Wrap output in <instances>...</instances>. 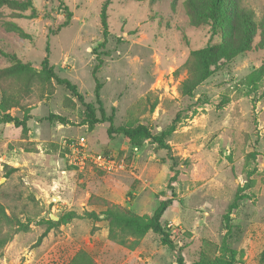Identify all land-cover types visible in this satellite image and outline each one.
Listing matches in <instances>:
<instances>
[{"label":"rangeland","instance_id":"374dc122","mask_svg":"<svg viewBox=\"0 0 264 264\" xmlns=\"http://www.w3.org/2000/svg\"><path fill=\"white\" fill-rule=\"evenodd\" d=\"M46 56L76 92L21 71ZM138 124L171 130L170 149L117 131ZM80 139L122 167L73 166ZM169 197L173 246L110 234L108 208L151 216ZM0 204V264H68L81 249L95 264H211L227 247L264 264V0H226L216 15L211 0H0Z\"/></svg>","mask_w":264,"mask_h":264},{"label":"trees","instance_id":"16d2710c","mask_svg":"<svg viewBox=\"0 0 264 264\" xmlns=\"http://www.w3.org/2000/svg\"><path fill=\"white\" fill-rule=\"evenodd\" d=\"M212 3V11L216 15L218 11L222 10L226 6V0H211ZM69 18L72 16V12L68 13ZM102 17V26L104 30V34L107 35L108 31V14L106 5L101 13ZM68 24L66 21L61 27ZM21 71L28 76V78H37L43 83H49L53 85V79L56 80L58 84H64L68 88L73 91H77V85L72 83L68 78L60 77L53 65L50 64L48 56L42 62V68L40 70H35L30 67L28 64L20 63ZM99 88H97V98L99 99ZM88 121L90 126L93 127L97 123L101 122V120L96 116V109L92 104L88 105ZM50 119L57 118L65 122V118L60 115L51 114ZM103 119H105V115H103ZM5 122L14 123L16 126H21L24 130H27V120H20L17 117L12 116L10 113H5L3 118ZM112 122V120H110ZM112 127V126H111ZM118 132L127 136L132 142L138 143L140 140H150L154 143H157L162 148L170 149V145L166 141V136L171 132V130L163 132L161 134H153L151 129L144 125L138 124L136 126H121L117 129ZM176 180V175L172 176L169 188L174 193V185L173 182ZM239 198H236L229 206V211H233L239 205ZM175 202L173 197H169L163 199L155 210L153 215H139L129 210L122 209L118 206H112L103 212L104 218L109 221L110 234L112 237L117 238L120 234H129L134 237H143L150 231L157 233L161 236V241L163 244L173 246L174 242L170 237L169 229L166 227L164 223V215L166 214L169 206ZM79 216L76 212H69L63 216H60L58 221H54L52 219L48 220V230L57 226L59 224L67 223L72 218ZM84 217L92 218L94 220H99L100 216L94 211H86L83 215ZM7 217L6 210L0 204V218ZM239 252L236 249L226 248V257L217 259L215 262L211 264H242L240 262ZM178 261L180 264H203L201 262H192L187 263L184 260L183 255H179ZM68 264H95L94 258L91 256L89 252L86 250H79L75 253Z\"/></svg>","mask_w":264,"mask_h":264},{"label":"built area","instance_id":"2783aa9c","mask_svg":"<svg viewBox=\"0 0 264 264\" xmlns=\"http://www.w3.org/2000/svg\"><path fill=\"white\" fill-rule=\"evenodd\" d=\"M68 158L70 164L80 169H85L86 166H94L99 169L111 171L122 167L115 155L103 152H91L85 139H80L77 142L69 144Z\"/></svg>","mask_w":264,"mask_h":264},{"label":"water","instance_id":"95a60500","mask_svg":"<svg viewBox=\"0 0 264 264\" xmlns=\"http://www.w3.org/2000/svg\"><path fill=\"white\" fill-rule=\"evenodd\" d=\"M51 217H52V219H53L54 221H58V220L60 219V217L55 216V215H52Z\"/></svg>","mask_w":264,"mask_h":264}]
</instances>
